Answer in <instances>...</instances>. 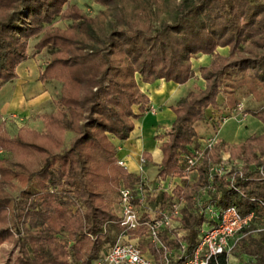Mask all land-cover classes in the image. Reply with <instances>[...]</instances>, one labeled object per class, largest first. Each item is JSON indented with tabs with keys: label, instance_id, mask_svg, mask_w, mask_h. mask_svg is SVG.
Returning <instances> with one entry per match:
<instances>
[{
	"label": "trees",
	"instance_id": "1",
	"mask_svg": "<svg viewBox=\"0 0 264 264\" xmlns=\"http://www.w3.org/2000/svg\"><path fill=\"white\" fill-rule=\"evenodd\" d=\"M92 2L106 11L92 16L69 0H0V88L18 78L35 39L36 55L52 51L39 81L62 85L57 110L41 116V131L24 126L11 135L6 121L0 122V249H15V257L2 264H95L109 252L122 231L120 190L142 179L119 166L116 144L127 141L134 121L152 110L139 81L186 85L194 78L193 58L203 55L212 57L201 69L204 88L178 100L193 101L155 138L162 161L155 183L144 185V200H134L141 226L130 237L160 262L162 253L148 239L145 223L183 198L177 226L159 234L173 253L172 264H182L201 230L212 225L205 209L234 207L253 219L236 235L230 254L239 262L264 264V133L237 144L217 140L193 170L191 186L156 194L152 189L159 180L168 185L188 177L185 157L201 146L196 126L210 121L208 109H219L220 94L229 108L238 104L240 91L264 102V0ZM57 19L71 25L55 27ZM246 114L264 126V108ZM212 124L216 131L221 121ZM224 156L230 172L210 180L212 166ZM143 158L152 162L149 153ZM149 198L158 204L156 212H147ZM209 264H228V257L217 255Z\"/></svg>",
	"mask_w": 264,
	"mask_h": 264
},
{
	"label": "rangeland",
	"instance_id": "2",
	"mask_svg": "<svg viewBox=\"0 0 264 264\" xmlns=\"http://www.w3.org/2000/svg\"><path fill=\"white\" fill-rule=\"evenodd\" d=\"M69 5H76L85 13L92 16L99 14L101 11H106V8L104 6L97 5L93 3L92 0H69ZM70 25L71 22L61 21L59 19H57L54 23L55 27H59L62 29H66ZM37 41L38 39L30 41L29 53L31 55V58L28 61L23 62L18 67V78L14 81L4 84L0 88V122L6 121V127L9 124L7 129L11 135H15L18 130L24 126H28L30 128L41 131L43 129V121L41 119V116L55 112L58 108L57 101L59 100L61 94L62 85L57 81H48L46 83H42L39 81V76L43 71L45 64L50 60L52 51L49 49H45L44 51H42V53L36 55L34 46ZM216 52L219 55L226 56L228 50L226 48H218ZM192 62L194 68V78L185 85L184 93L182 94V96H184L190 90L198 91L197 87L204 88V81L201 79V69L203 67L209 66L212 63V57L206 55L198 56L193 58ZM139 85L141 90L144 92L145 87L140 81ZM17 95L18 97L22 96L24 99L23 106L17 103L18 106H20V109H25L23 111H26V109L33 107V105L29 107V103L31 101L37 100L35 102V108L32 110L28 117H26V112L21 115L19 114L21 111H18V114H16V116L11 115L10 112H8L9 107L12 106V103L14 102V99ZM236 98L238 104L235 107L233 106V108H229L227 107V100H225V97L220 94L218 96L217 103L221 101L222 103L218 104L219 109H213L212 107L208 109V113L210 111L214 112H212L211 114H213V118L215 120H220L221 123H223L217 125L218 129L216 130V134L217 132H219L220 137L228 143H239L244 141L251 135H260L264 133L263 124L250 115L246 114L247 110L257 111L261 108H264V102H256L251 96L245 95V93L242 91L236 94ZM192 101L193 100H190L188 104L178 105V99L176 98L172 101L171 106L172 108H174L177 116H183ZM25 103H28L27 106H25ZM19 115L24 116L25 118H22ZM211 118L212 117H210V119ZM136 122L137 120L134 121L135 124ZM164 132L165 131H163L159 135L163 136ZM72 137V134L67 136L68 145ZM0 156L5 155L0 153ZM142 167L144 168L142 176L146 178L149 183L154 184L158 168H155L154 164L149 165V163L147 162ZM150 167L151 169H153V171L147 170V168ZM194 179L195 175L191 174L184 181L176 180L172 182L169 187L174 188L175 186L180 185L186 188L193 184ZM152 189L153 194H156V192L159 191V189L154 186L152 187ZM148 201H150V203L146 209L147 212H151V210L156 212L158 204L154 203L153 199L151 198H149ZM156 214L157 213H155V215ZM155 215L154 213L152 214V216ZM255 226L257 229L261 228V225L259 223H256ZM236 238L237 237H235V239ZM14 252L15 249L13 248V246L8 244L3 245V247L0 249V264L4 263L11 256L15 257ZM146 253L150 254L149 251ZM228 264L247 263L245 261L239 262L235 256L230 254L228 257Z\"/></svg>",
	"mask_w": 264,
	"mask_h": 264
},
{
	"label": "built area",
	"instance_id": "3",
	"mask_svg": "<svg viewBox=\"0 0 264 264\" xmlns=\"http://www.w3.org/2000/svg\"><path fill=\"white\" fill-rule=\"evenodd\" d=\"M151 111L154 112L152 109ZM223 124V123H221ZM217 141L216 137L207 138L201 142L199 149L193 151V155L185 157V162L189 175L204 158L207 151ZM119 166L127 170V166L123 160L118 161ZM146 160H141V165H145ZM231 165L226 157L214 164L210 170L209 179L212 180L213 175H225L230 172ZM188 175V176H189ZM173 181L168 185L166 182L159 180L158 189H164L171 192L170 188ZM148 184L146 178L142 177L141 182L134 188H122L118 197V214L120 217L119 225L122 228L116 243L107 254L96 260L95 264H172L173 253L168 251L160 240L159 234L166 228H174L181 218V210L184 206V199L180 198L175 201L171 208L163 212L159 217L150 222H146L148 230V239L156 248L161 251L162 259L156 261L154 257L143 251L140 240L132 239L130 232L137 230L141 226L139 212L134 205V200H144L145 186ZM206 214L212 221V225L201 230L200 241L192 256L185 260L182 264H209L217 255L225 253L229 257L232 248L236 242V235L243 229L247 228L253 219V214L246 216L238 214L234 207H229L218 213L208 206L205 209ZM185 253V246L180 249V257Z\"/></svg>",
	"mask_w": 264,
	"mask_h": 264
},
{
	"label": "crops",
	"instance_id": "4",
	"mask_svg": "<svg viewBox=\"0 0 264 264\" xmlns=\"http://www.w3.org/2000/svg\"><path fill=\"white\" fill-rule=\"evenodd\" d=\"M144 85V92L149 96L151 100V107L154 110L147 113L146 116L138 120L135 124V129L130 135V138L127 141H117L118 146V159L123 160L127 166V171L129 173L139 175L143 177L144 168L141 165V160L143 159L144 153H149L152 156V162L155 168H158L162 161V152L160 151V141L156 140V136L162 133L163 131L169 129L178 117L174 108H172V101L176 98L179 100L184 93L185 85H177L174 83H166L165 81H158L153 85ZM22 96L15 97L12 106L9 107L8 112L11 115L16 116L18 111H21L19 114L27 113L26 117L32 112L35 108V102L31 101L29 104L31 107L26 109H20L17 103L23 106L24 99ZM218 101V98H217ZM222 103L221 102H218ZM28 103H25L27 106ZM213 112V111H212ZM211 111L208 113L209 117H212L208 122H201L196 126L198 135H199V144L207 138L216 137L217 140L226 142L223 138L220 137L219 132L213 129L212 121L215 120ZM214 113V112H213ZM19 115V116H21ZM25 118L24 116H21ZM9 125V124H8ZM7 125V127H8ZM237 143V142H230ZM148 171H153V169L147 168Z\"/></svg>",
	"mask_w": 264,
	"mask_h": 264
}]
</instances>
